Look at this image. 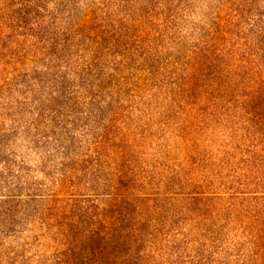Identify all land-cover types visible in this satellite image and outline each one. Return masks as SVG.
I'll use <instances>...</instances> for the list:
<instances>
[{"label": "rangeland", "instance_id": "obj_1", "mask_svg": "<svg viewBox=\"0 0 264 264\" xmlns=\"http://www.w3.org/2000/svg\"><path fill=\"white\" fill-rule=\"evenodd\" d=\"M0 264H264V0H0Z\"/></svg>", "mask_w": 264, "mask_h": 264}]
</instances>
